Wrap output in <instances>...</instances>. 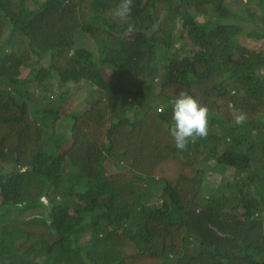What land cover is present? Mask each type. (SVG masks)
Instances as JSON below:
<instances>
[{
  "label": "trees",
  "instance_id": "trees-1",
  "mask_svg": "<svg viewBox=\"0 0 264 264\" xmlns=\"http://www.w3.org/2000/svg\"><path fill=\"white\" fill-rule=\"evenodd\" d=\"M118 3L0 0V264H264V0Z\"/></svg>",
  "mask_w": 264,
  "mask_h": 264
},
{
  "label": "clouds",
  "instance_id": "clouds-1",
  "mask_svg": "<svg viewBox=\"0 0 264 264\" xmlns=\"http://www.w3.org/2000/svg\"><path fill=\"white\" fill-rule=\"evenodd\" d=\"M133 10V0H120V3L113 11V17L116 21L126 23L127 33H134L136 27L129 22ZM210 109L201 104V102L181 91L173 101L172 108V126L170 135L174 141L175 147L181 151L186 150L190 141L206 138L209 131ZM236 124H242L246 120L244 114L234 117Z\"/></svg>",
  "mask_w": 264,
  "mask_h": 264
},
{
  "label": "rangeland",
  "instance_id": "rangeland-1",
  "mask_svg": "<svg viewBox=\"0 0 264 264\" xmlns=\"http://www.w3.org/2000/svg\"><path fill=\"white\" fill-rule=\"evenodd\" d=\"M245 40L252 43L251 40H248L247 36L244 38V41ZM100 92L101 90L99 88L89 89L87 91H84L83 95L79 99H77L76 101L77 104H75L76 105L75 107L80 110L83 109L85 106H87V104H89L90 100L93 99L94 97H97L100 94ZM207 172H208V169H207ZM231 172H233L232 169L221 170V169H216L213 165H211L209 172H208V175H209L208 180L213 183H218L222 179L224 180L226 178L227 179L231 178L232 177Z\"/></svg>",
  "mask_w": 264,
  "mask_h": 264
}]
</instances>
